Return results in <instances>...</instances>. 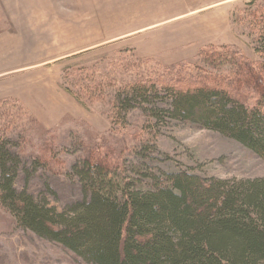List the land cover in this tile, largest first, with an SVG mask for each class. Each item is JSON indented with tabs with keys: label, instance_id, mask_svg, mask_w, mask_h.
<instances>
[{
	"label": "rangeland",
	"instance_id": "1",
	"mask_svg": "<svg viewBox=\"0 0 264 264\" xmlns=\"http://www.w3.org/2000/svg\"><path fill=\"white\" fill-rule=\"evenodd\" d=\"M251 1H45V26L38 32L13 28L0 46V137L18 142L29 170L46 151L45 139L55 155L47 169L21 170L17 189L63 211L83 197L72 167L88 154V142L102 145L104 138L122 152L129 170L144 145L156 147L149 150L157 158L152 165L167 171L264 178L263 159L216 131L176 120L155 127L140 107L124 120L115 109L116 94L134 79L153 77L162 66L199 65L195 49L201 46L233 45L247 59L262 61L256 49L264 0ZM90 78L98 87L88 86ZM122 171L113 170L112 177L121 179ZM0 264L84 263L62 245L17 227L0 205Z\"/></svg>",
	"mask_w": 264,
	"mask_h": 264
},
{
	"label": "trees",
	"instance_id": "2",
	"mask_svg": "<svg viewBox=\"0 0 264 264\" xmlns=\"http://www.w3.org/2000/svg\"><path fill=\"white\" fill-rule=\"evenodd\" d=\"M257 43L262 61L233 45H206L199 65L162 66L153 77L134 79L116 94L117 115L124 120L140 107L155 127L176 120L213 130L264 160V22ZM87 83L98 87L93 78ZM106 142L87 143L88 154L72 167L83 197L59 211L16 187L21 170L50 166L55 155L47 140L41 147L49 156L39 153L29 170L18 142L0 137V205L17 227L62 245L84 264H264V178L167 171L152 165L157 158L149 150L156 147L144 145L129 170L122 152ZM116 169H123L119 180Z\"/></svg>",
	"mask_w": 264,
	"mask_h": 264
},
{
	"label": "crops",
	"instance_id": "3",
	"mask_svg": "<svg viewBox=\"0 0 264 264\" xmlns=\"http://www.w3.org/2000/svg\"><path fill=\"white\" fill-rule=\"evenodd\" d=\"M45 1L47 0H0V33L4 34L0 46L6 43L5 38L12 34L13 28H32L33 32H38V27L45 26L46 16L49 17L41 10ZM201 47L195 49L196 56Z\"/></svg>",
	"mask_w": 264,
	"mask_h": 264
}]
</instances>
